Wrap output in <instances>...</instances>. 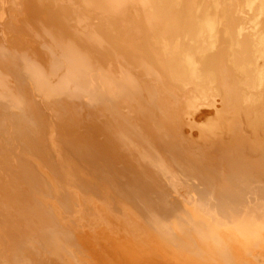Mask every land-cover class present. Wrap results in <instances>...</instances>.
<instances>
[{"label": "bare ground", "instance_id": "bare-ground-1", "mask_svg": "<svg viewBox=\"0 0 264 264\" xmlns=\"http://www.w3.org/2000/svg\"><path fill=\"white\" fill-rule=\"evenodd\" d=\"M0 264H264V0H0Z\"/></svg>", "mask_w": 264, "mask_h": 264}, {"label": "rangeland", "instance_id": "rangeland-1", "mask_svg": "<svg viewBox=\"0 0 264 264\" xmlns=\"http://www.w3.org/2000/svg\"><path fill=\"white\" fill-rule=\"evenodd\" d=\"M254 4V3H253ZM257 8V11H255V14L253 15L252 17V21L253 19L258 15V5L255 6ZM260 31V29L258 30ZM223 89V87H222ZM246 90V89H245ZM246 94H245V97L248 101V105H249V102H251L254 98H255V93L257 91V89H248L246 90ZM214 95L212 97H209L207 99H203V100H200L201 98H199L198 96L196 98V102H198L199 104H202V106L200 107V110L201 112H206V111H209V110H212V108L214 110H217V109H220L222 106H223V90H219V93L217 90H215V92L213 93ZM199 100V101H197ZM203 102V103H202ZM208 117H213L212 116V113L210 115H208Z\"/></svg>", "mask_w": 264, "mask_h": 264}]
</instances>
